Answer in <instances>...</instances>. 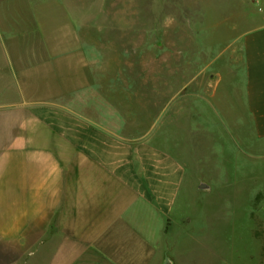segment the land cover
Masks as SVG:
<instances>
[{
  "label": "rangeland",
  "instance_id": "1",
  "mask_svg": "<svg viewBox=\"0 0 264 264\" xmlns=\"http://www.w3.org/2000/svg\"><path fill=\"white\" fill-rule=\"evenodd\" d=\"M261 1L26 0L27 30L13 32L30 69L66 71L29 82V102L55 92L76 119L92 112L125 143L155 135L187 168L188 235L167 264H264V140L246 111L240 33ZM22 11L20 23L12 1L8 20L25 30Z\"/></svg>",
  "mask_w": 264,
  "mask_h": 264
},
{
  "label": "crops",
  "instance_id": "2",
  "mask_svg": "<svg viewBox=\"0 0 264 264\" xmlns=\"http://www.w3.org/2000/svg\"><path fill=\"white\" fill-rule=\"evenodd\" d=\"M12 1L20 23L25 7V30L8 20ZM25 1L0 0V259L43 264L46 252L50 264H167L172 242L188 235L180 214L187 168L155 135L125 143L92 112L76 119L52 101L55 92L29 102V82H61L66 71L60 62L50 74L30 69L26 42L12 41L27 30ZM261 2L240 33L246 111L264 140Z\"/></svg>",
  "mask_w": 264,
  "mask_h": 264
}]
</instances>
